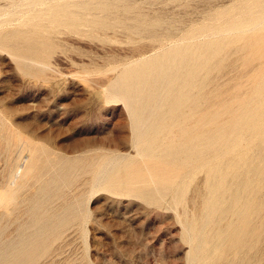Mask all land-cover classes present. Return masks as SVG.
I'll list each match as a JSON object with an SVG mask.
<instances>
[{
  "label": "rangeland",
  "instance_id": "374dc122",
  "mask_svg": "<svg viewBox=\"0 0 264 264\" xmlns=\"http://www.w3.org/2000/svg\"><path fill=\"white\" fill-rule=\"evenodd\" d=\"M0 264H264V0H0Z\"/></svg>",
  "mask_w": 264,
  "mask_h": 264
},
{
  "label": "bare ground",
  "instance_id": "6f19581e",
  "mask_svg": "<svg viewBox=\"0 0 264 264\" xmlns=\"http://www.w3.org/2000/svg\"><path fill=\"white\" fill-rule=\"evenodd\" d=\"M260 5H262V4H260ZM252 14H256V13H252ZM145 19V18H144ZM141 32V31H140ZM180 47H171L170 46V48H168V50L167 49H165L164 50V55H162L163 57H167L168 55H171V54H175V53H178L179 51H180ZM183 49V48H182ZM181 49V50H182ZM240 49V48H239ZM160 56L161 55H155L154 57H152L151 59H149L148 61H147V59L146 60H144V61H142V62H140L139 64H137L136 65V68L132 71L131 70V68H129V69H127L126 70V74H129V72H131V73H133V72H137V71H139L140 69H145V68H148V69H151V68H154V69H157V68H159V66L157 65V63H158V60H159V58H160ZM188 60V59H187ZM262 68V67H261ZM263 69V68H262ZM158 74V73H157ZM124 100V99H123ZM240 100V99H239ZM246 104V103H245ZM131 106H133V105H131ZM128 111H129V114H130V116L132 117V118H134L135 116H136V110H135V108H133V107H128ZM244 124V123H243ZM143 126V125H142ZM201 166V165H200ZM150 170V169H149ZM21 173H22V171L20 172V174L19 175H21ZM106 173V172H105ZM104 173V174H105ZM153 173V172H152ZM217 174V173H216ZM17 176V175H16ZM16 176H15V178H16ZM105 177V176H104ZM216 179V178H215ZM104 180V179H103ZM15 181V180H14ZM13 181V182H14ZM220 184H221V182H220ZM107 185V184H106ZM115 185V184H114ZM118 185V184H117ZM216 192H218V191H216ZM5 193V192H4ZM216 214V213H215Z\"/></svg>",
  "mask_w": 264,
  "mask_h": 264
}]
</instances>
